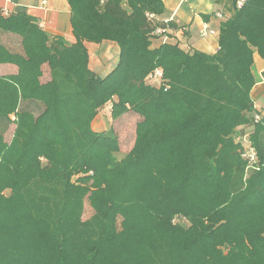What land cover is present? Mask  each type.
I'll return each instance as SVG.
<instances>
[{"label":"trees","instance_id":"trees-1","mask_svg":"<svg viewBox=\"0 0 264 264\" xmlns=\"http://www.w3.org/2000/svg\"><path fill=\"white\" fill-rule=\"evenodd\" d=\"M67 1L73 45L0 13V264H264V0L235 3L215 54L153 46L179 28L163 0ZM104 41L101 78L85 43ZM103 109L136 116L128 151Z\"/></svg>","mask_w":264,"mask_h":264},{"label":"crops","instance_id":"crops-1","mask_svg":"<svg viewBox=\"0 0 264 264\" xmlns=\"http://www.w3.org/2000/svg\"><path fill=\"white\" fill-rule=\"evenodd\" d=\"M163 3L169 13L167 19L174 21L179 28L170 31L171 36L168 38L155 40L154 47L166 41L179 44L186 50L194 49L207 54H215L218 51L220 25L223 20L233 16L235 0H163ZM0 13H25L38 21L40 27L51 37H61L69 45L76 43L71 26V8L67 0H0ZM204 27L216 31V35L201 37L200 32ZM1 39L12 49L20 50V40L16 36L1 35ZM89 44L95 43H85L91 59V52L94 50L89 48ZM101 44H105L107 51H112L119 61L120 48L117 44L108 41ZM101 51L102 49L99 53ZM106 61L115 63L113 60ZM89 67L95 74L101 72L99 68L92 69L90 62ZM15 71V66L0 65V75ZM253 74L256 85L251 96L257 112L264 116V60L258 54L254 56ZM99 118L100 116L94 121V130Z\"/></svg>","mask_w":264,"mask_h":264},{"label":"rangeland","instance_id":"rangeland-1","mask_svg":"<svg viewBox=\"0 0 264 264\" xmlns=\"http://www.w3.org/2000/svg\"><path fill=\"white\" fill-rule=\"evenodd\" d=\"M105 44H89V48L92 51V56L90 59V66L92 69L96 70L97 68L101 69V72L97 73V75L101 78L107 77L117 66L118 64V57H115L112 51H107L104 47ZM102 49L101 53L99 51ZM113 60L115 63H107V60ZM109 64V65H108ZM156 84V83H153ZM109 109H103L100 113V118L97 122V127L95 128L98 131L109 129L112 127L118 137L119 141L122 145L123 151H128L134 140V131H135V123H136V116L126 115L120 120L116 122H112L109 114ZM13 132V127H11L6 134L7 140L10 139ZM86 215L85 218H88L91 215V209L87 206L86 208Z\"/></svg>","mask_w":264,"mask_h":264},{"label":"built area","instance_id":"built-area-1","mask_svg":"<svg viewBox=\"0 0 264 264\" xmlns=\"http://www.w3.org/2000/svg\"><path fill=\"white\" fill-rule=\"evenodd\" d=\"M250 1H251V0H235L236 7L240 9V8H242L244 5H246L247 3H249ZM3 15L6 16V15H8V13H5V14H3ZM218 16L221 17V15H218ZM200 35H201V37L206 38V37H208V36H210V35H212V36L216 35V31L209 30L208 27H204V28L201 30ZM161 75H162L161 72L157 71V72L155 73V75L152 76V77H153V78H160ZM257 119H260V117L258 116ZM246 150H247V151H246V153L244 154L245 158L248 159V160L250 161V163H255V162H256V158H257L255 151H254L252 148H250V147H247Z\"/></svg>","mask_w":264,"mask_h":264}]
</instances>
